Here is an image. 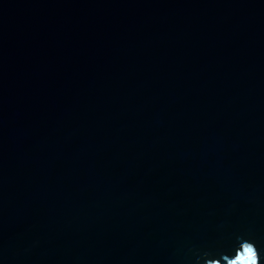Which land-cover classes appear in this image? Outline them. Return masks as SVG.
Here are the masks:
<instances>
[{
  "label": "water",
  "instance_id": "95a60500",
  "mask_svg": "<svg viewBox=\"0 0 264 264\" xmlns=\"http://www.w3.org/2000/svg\"><path fill=\"white\" fill-rule=\"evenodd\" d=\"M243 240L264 264V0H0V264Z\"/></svg>",
  "mask_w": 264,
  "mask_h": 264
},
{
  "label": "clouds",
  "instance_id": "9594fccd",
  "mask_svg": "<svg viewBox=\"0 0 264 264\" xmlns=\"http://www.w3.org/2000/svg\"><path fill=\"white\" fill-rule=\"evenodd\" d=\"M246 249H250L251 252H246ZM228 257L227 255L223 257L227 261V264H260V255L257 247L254 242L248 240H243L240 243V247L231 259H228ZM208 260L205 261V264H208Z\"/></svg>",
  "mask_w": 264,
  "mask_h": 264
},
{
  "label": "snow or ice",
  "instance_id": "6c2138e0",
  "mask_svg": "<svg viewBox=\"0 0 264 264\" xmlns=\"http://www.w3.org/2000/svg\"><path fill=\"white\" fill-rule=\"evenodd\" d=\"M246 252L250 253V252H251V250H250V249H246Z\"/></svg>",
  "mask_w": 264,
  "mask_h": 264
}]
</instances>
